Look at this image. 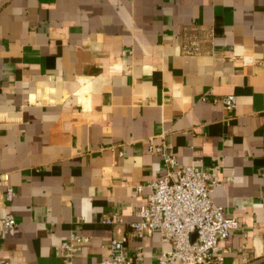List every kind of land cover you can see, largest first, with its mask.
<instances>
[{"label":"crops","instance_id":"1","mask_svg":"<svg viewBox=\"0 0 264 264\" xmlns=\"http://www.w3.org/2000/svg\"><path fill=\"white\" fill-rule=\"evenodd\" d=\"M152 145L218 183L239 222L224 264H264V0H0V227L17 223L0 259L63 264L76 236L78 263L108 258L165 173ZM127 247L171 250L159 233Z\"/></svg>","mask_w":264,"mask_h":264},{"label":"built area","instance_id":"2","mask_svg":"<svg viewBox=\"0 0 264 264\" xmlns=\"http://www.w3.org/2000/svg\"><path fill=\"white\" fill-rule=\"evenodd\" d=\"M222 103L228 111L238 105L235 95L225 96ZM151 150L163 158L165 173L148 184L147 203L138 210L139 220L132 224L130 233L112 240L109 257L97 264H140L142 253L130 254L127 245L130 240H141L153 233H159L162 241L171 245L170 251L158 254V264H224L225 251L220 242L238 229L239 222L213 201L212 192L218 183L199 165L178 167L176 156L169 154L164 145H152ZM14 195L9 187L6 199L11 201ZM105 223L120 225L123 219L116 214L106 218ZM16 224L15 218L8 215L0 234ZM89 244L90 238L84 236L62 243L58 252L63 264H80L77 256ZM0 264L8 263L0 259Z\"/></svg>","mask_w":264,"mask_h":264}]
</instances>
